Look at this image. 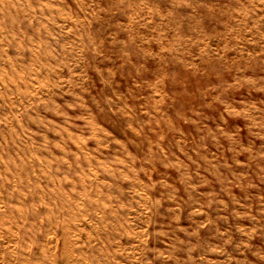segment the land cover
<instances>
[{
    "label": "rangeland",
    "instance_id": "1",
    "mask_svg": "<svg viewBox=\"0 0 264 264\" xmlns=\"http://www.w3.org/2000/svg\"><path fill=\"white\" fill-rule=\"evenodd\" d=\"M0 264H264V0H0Z\"/></svg>",
    "mask_w": 264,
    "mask_h": 264
}]
</instances>
